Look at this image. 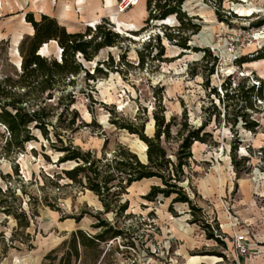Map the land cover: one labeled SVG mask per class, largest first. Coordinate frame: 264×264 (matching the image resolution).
Segmentation results:
<instances>
[{
    "label": "rangeland",
    "instance_id": "1",
    "mask_svg": "<svg viewBox=\"0 0 264 264\" xmlns=\"http://www.w3.org/2000/svg\"><path fill=\"white\" fill-rule=\"evenodd\" d=\"M133 1L0 0V70L12 72L18 68L19 43L33 31L23 15H14L18 9L20 13L31 11L35 19L41 14L56 18L68 32L84 31L105 21L122 37L131 38L119 46L101 49L90 62L79 58L89 72L108 56L114 68L93 80H86L80 73L72 86L66 87L75 96L71 107L86 125L67 131L63 139L70 138L74 146L96 158L102 154L111 157L115 147L123 145L145 162L143 142L112 121L135 125L144 122L146 134L152 135L151 114L162 106L166 119L185 114L192 126L205 124V143L194 142L191 146L190 169H186L191 182L185 180L182 184L200 208L196 213L198 222H192L185 204L174 203L171 213V198L145 200L150 186L158 184L154 178L142 179L126 189L119 198L120 204L127 205L124 211L106 212L96 195L63 176L61 170L73 163H59L62 153L33 131L35 140L0 159V172L11 174L12 187L26 183V192L39 201L30 205L36 207L38 215L23 234L14 232L13 218L0 212V264H40L44 255L58 247L71 231L98 232L94 227L97 217L122 232L103 245L106 254L102 264H187V255L217 256L228 253L229 248L242 256L254 250L264 252V59L251 60L264 43V24L249 25L264 20V0H186L182 9L199 18L193 22L201 25L199 32L190 37L191 49L183 50L163 38L164 54L158 60L146 59L142 68L137 64L142 40L149 32L162 33L164 29L159 23L145 24V0L137 4ZM162 23L177 24L173 17ZM135 32L140 34L133 35ZM203 50L215 61L202 57ZM38 53L59 58L60 49L49 41ZM260 91L262 99L256 96ZM244 119L258 126L249 130ZM59 130L56 123L53 131ZM2 133L0 126V142ZM165 146L173 150L176 144ZM232 155L237 161L234 167ZM15 168L18 175L13 173ZM50 180L56 185L49 184ZM4 183L0 178V187L4 188ZM42 185L53 209L40 201ZM25 200L22 206L27 209ZM110 203L116 206L114 199ZM80 214L82 217L75 222L73 217ZM207 232L217 236L225 247L207 239ZM239 235L245 252L235 248ZM187 245L190 249L184 256L182 248ZM224 259L230 261V257Z\"/></svg>",
    "mask_w": 264,
    "mask_h": 264
},
{
    "label": "trees",
    "instance_id": "2",
    "mask_svg": "<svg viewBox=\"0 0 264 264\" xmlns=\"http://www.w3.org/2000/svg\"><path fill=\"white\" fill-rule=\"evenodd\" d=\"M185 1L145 0L147 17L144 23L152 22L153 26L159 23L163 25L164 31L149 32L142 40V50L137 51V64L140 68L143 67L146 59L158 60L164 54L161 43L163 38L169 44L183 50L191 49L188 44L190 37L199 32L201 25L193 22V19L199 20V18L189 16L182 9ZM232 16L236 17L235 14ZM169 17H173L176 26L162 23ZM218 18L223 21V18ZM24 20L30 24L33 31L19 43L20 65L18 68H13L12 72L0 70V126L3 128L0 159L23 150L26 143L36 139L33 132L36 131L50 147L62 153L58 158L59 163H73L72 167L61 170L63 176L70 183L96 195L106 212L124 211L127 205L120 204L119 198L126 193V189L142 179L154 178L158 184L150 186L144 199L153 201L157 196L171 198L169 204L171 213L174 203H182L187 205L193 217L192 222H198L196 213L200 212V208L193 204L182 184L185 180L188 184L191 182L186 172V169H190L191 146L194 142L205 143L207 136L204 131L205 124L194 127L189 124L185 114L166 119L162 106L151 114L154 129L152 135L146 134L144 122L135 125L112 121L113 125L135 134L143 142L146 147L145 162L123 145H117L111 157L102 154L101 157L96 158L91 152L82 151L74 146L70 138L63 139L67 131L73 132L81 125H86L80 120L78 112L71 107L75 96L66 91V87L72 86L74 78L80 73L86 80H93L95 77L105 76L114 68L113 60L108 56L107 60L96 62L89 72L79 58L90 62L101 49L119 46L121 42L130 41L131 38L122 37L105 21L92 26V29L68 32L55 18L46 14H41L35 19L32 12H26ZM263 24L264 20H257L249 25L259 27ZM169 28H173L172 32H166ZM132 34L138 35L140 32ZM49 41L55 42L59 47V58H49L38 53L39 48ZM202 57L213 61L216 59L206 50H203ZM257 59H264V43L251 60ZM239 89L240 87L236 91ZM225 91L227 93V86ZM256 96L259 99L263 98L261 91ZM63 101L67 102L63 103ZM243 121L245 128L249 130H254L258 126L254 121L249 124L246 119ZM56 123L60 127L59 132L53 131ZM54 142H59L60 146H56ZM170 142L176 144L175 149L165 146ZM233 149L235 150V146ZM231 159L234 167L237 161L233 155ZM13 173L18 175L16 168ZM0 178L5 182L4 188L0 187V212L13 218L14 232L20 231L23 234L30 226L31 219L38 215L36 207L30 205L39 201L26 192V183L14 189L9 181L11 174L3 175L0 172ZM49 184L56 185L52 180ZM39 190L40 201L53 209L52 204L48 202L47 194L43 191V185ZM24 197H26L27 209L22 206ZM112 199L115 200L116 206L110 203ZM81 217L80 214L73 219L78 222ZM96 219L94 227L99 229L98 232L90 234L82 229L71 231L58 247L44 255L40 264H102L106 254L103 245L121 236L122 232L98 217ZM201 227L208 229L205 225ZM206 238L225 247V244L212 232H207ZM216 255L224 258L222 253Z\"/></svg>",
    "mask_w": 264,
    "mask_h": 264
},
{
    "label": "crops",
    "instance_id": "3",
    "mask_svg": "<svg viewBox=\"0 0 264 264\" xmlns=\"http://www.w3.org/2000/svg\"><path fill=\"white\" fill-rule=\"evenodd\" d=\"M4 1H7V0H4ZM9 1L13 3H21L22 0H8V2ZM19 11L21 12V9L15 10L14 15L21 14L23 15V18H24V15L26 12L20 13ZM25 23L28 24L27 22ZM251 248L252 247H250V249ZM188 249H190L188 245L182 248V251H184V253L182 252V254H184V256L185 254H188V251H189ZM222 254L224 255V258L230 257L229 259L230 261L229 262L224 261L225 259L222 258L221 256L200 254V255H193V256L187 255L186 256L187 264H264V252L261 250H254L251 255L242 256V255H236L229 248L228 253H222Z\"/></svg>",
    "mask_w": 264,
    "mask_h": 264
},
{
    "label": "built area",
    "instance_id": "4",
    "mask_svg": "<svg viewBox=\"0 0 264 264\" xmlns=\"http://www.w3.org/2000/svg\"><path fill=\"white\" fill-rule=\"evenodd\" d=\"M236 245H235V248L240 251V252H245V247L243 246V243H242V235H239L236 237Z\"/></svg>",
    "mask_w": 264,
    "mask_h": 264
},
{
    "label": "bare ground",
    "instance_id": "5",
    "mask_svg": "<svg viewBox=\"0 0 264 264\" xmlns=\"http://www.w3.org/2000/svg\"><path fill=\"white\" fill-rule=\"evenodd\" d=\"M138 0H134L133 4H137ZM94 21V19L90 20V22L92 23Z\"/></svg>",
    "mask_w": 264,
    "mask_h": 264
},
{
    "label": "water",
    "instance_id": "6",
    "mask_svg": "<svg viewBox=\"0 0 264 264\" xmlns=\"http://www.w3.org/2000/svg\"><path fill=\"white\" fill-rule=\"evenodd\" d=\"M146 148V147H145ZM144 156H145V154H144ZM146 157V156H145Z\"/></svg>",
    "mask_w": 264,
    "mask_h": 264
}]
</instances>
